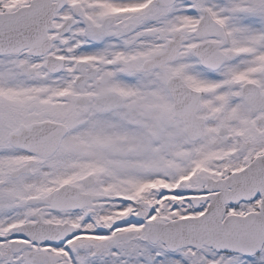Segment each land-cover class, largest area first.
Here are the masks:
<instances>
[{"label": "snow or ice", "instance_id": "snow-or-ice-1", "mask_svg": "<svg viewBox=\"0 0 264 264\" xmlns=\"http://www.w3.org/2000/svg\"><path fill=\"white\" fill-rule=\"evenodd\" d=\"M0 264H264V0H0Z\"/></svg>", "mask_w": 264, "mask_h": 264}]
</instances>
